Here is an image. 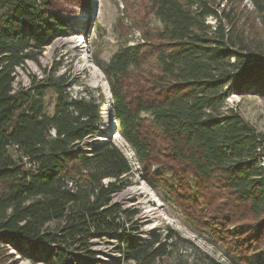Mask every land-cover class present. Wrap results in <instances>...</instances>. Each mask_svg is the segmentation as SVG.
Segmentation results:
<instances>
[{
  "label": "trees",
  "instance_id": "obj_1",
  "mask_svg": "<svg viewBox=\"0 0 264 264\" xmlns=\"http://www.w3.org/2000/svg\"><path fill=\"white\" fill-rule=\"evenodd\" d=\"M248 1L264 16V0ZM243 2L145 0L148 21L161 26L138 27L140 40L102 67L109 95L75 100L69 75H56L60 61L14 92L15 72L74 34L65 3L88 2L0 0V264L8 249L34 264H95L92 240L104 236L117 243L111 264H190L174 255V229L135 236L129 223L138 211L113 202L138 169L117 144L99 142L106 103L142 177L232 264H254L264 253V132L226 105L232 93L264 96V20L261 29L243 23ZM88 138L95 142L82 146Z\"/></svg>",
  "mask_w": 264,
  "mask_h": 264
},
{
  "label": "rangeland",
  "instance_id": "obj_2",
  "mask_svg": "<svg viewBox=\"0 0 264 264\" xmlns=\"http://www.w3.org/2000/svg\"><path fill=\"white\" fill-rule=\"evenodd\" d=\"M86 1L88 5L79 8L73 5L74 3L64 4L70 8L68 16L74 26V34L55 40L43 51L39 63L28 60L24 67H17L14 87L29 86L33 75L37 80L45 79L51 68L60 61L56 75H69L67 86L72 99H84L86 95L96 97V100L98 97L100 99L103 82L107 83V87L109 85L102 67L108 65L117 50L140 40L141 33L138 27L149 29V26L151 28L161 26L160 22L153 17L150 18L151 24L149 25L150 20L148 21L149 18L141 7L145 0ZM245 5L249 12L242 17L243 23H255L261 29L259 24L263 22L264 16L254 12L252 2L244 0L243 6ZM209 22L213 23L214 20L209 18ZM84 32H87L89 37L85 38ZM254 38L259 37L255 36ZM95 59H98L101 64L94 63ZM107 94L109 95V92ZM55 99L54 90L49 88L46 95V106L49 112L54 109ZM226 105L240 112L259 131L264 132V96L254 92L232 93L228 97ZM108 106L107 103L103 106L107 114L105 119L110 116L114 120L112 131H115L114 126H116V131L109 140L117 144L132 165L138 169L132 178V185L129 187L139 189L140 195L132 199L120 198L119 194L113 197V202L120 203L126 209L138 211L129 225L132 228L137 227L139 230L138 232L131 230L132 233L135 236H141V238H148L157 232H162L164 236L168 227H171L178 234L174 250L176 257L182 256L190 264H213L208 257L220 264H232L226 257L223 246L213 242L205 231L191 223L163 188H153L142 177L140 171L143 167L137 161L133 149L118 133V124L112 112L114 111L113 106ZM92 139L88 138L82 146L90 147L91 143L95 142ZM157 168L158 166L154 167V169ZM92 241L91 247L96 254L95 264H111L116 257L120 256L117 251V243L112 237L104 236ZM8 250L9 255L6 254L3 264H34L16 254L14 249ZM250 260L254 264H263L264 253L253 256ZM87 262L85 257H76L75 260V264H88Z\"/></svg>",
  "mask_w": 264,
  "mask_h": 264
},
{
  "label": "bare ground",
  "instance_id": "obj_3",
  "mask_svg": "<svg viewBox=\"0 0 264 264\" xmlns=\"http://www.w3.org/2000/svg\"><path fill=\"white\" fill-rule=\"evenodd\" d=\"M81 70V69H80ZM17 73V72H16ZM103 90H102V92H108V87H107V83L106 82H103V86L101 87ZM105 93V94H106ZM86 94V93H85ZM104 94V95H105ZM74 95V94H73ZM74 97V96H73ZM77 97V96H76ZM81 97V96H80ZM83 97H84V95H83ZM85 99H86V97H85ZM113 112V111H112ZM109 113V112H108ZM107 115V114H106ZM107 121H105L106 123H105V129H106V131L104 132V135H103V137L102 138H100L99 139V142H105V141H107V140H109L110 138H111V136H112V127H113V123H114V120L112 119V117L110 118V116L109 117H107ZM52 134H55V131L53 130L52 131ZM117 194H119V197L120 198H129V199H132V198H135V197H137L138 195H140V190L139 189H137V188H133V187H127L126 189H123L122 191H120L119 193H117Z\"/></svg>",
  "mask_w": 264,
  "mask_h": 264
},
{
  "label": "built area",
  "instance_id": "obj_4",
  "mask_svg": "<svg viewBox=\"0 0 264 264\" xmlns=\"http://www.w3.org/2000/svg\"><path fill=\"white\" fill-rule=\"evenodd\" d=\"M40 80V79H39ZM27 87V86H26ZM18 87H14V92L16 91V89H17ZM89 98V96L88 95H86V99H88ZM26 159V161H27V158H25ZM26 165L27 166H30L31 164H29V162H26Z\"/></svg>",
  "mask_w": 264,
  "mask_h": 264
},
{
  "label": "water",
  "instance_id": "obj_5",
  "mask_svg": "<svg viewBox=\"0 0 264 264\" xmlns=\"http://www.w3.org/2000/svg\"><path fill=\"white\" fill-rule=\"evenodd\" d=\"M114 127H115L114 129H115V131H116V126H114ZM115 131L113 130L111 133L114 134ZM101 137H102V136H101ZM101 137H99V138H101Z\"/></svg>",
  "mask_w": 264,
  "mask_h": 264
}]
</instances>
